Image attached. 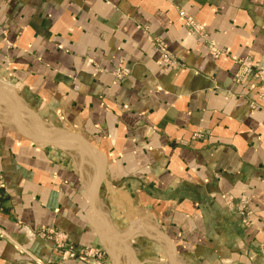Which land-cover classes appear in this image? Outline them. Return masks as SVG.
<instances>
[{
    "label": "crops",
    "instance_id": "0c3cea01",
    "mask_svg": "<svg viewBox=\"0 0 264 264\" xmlns=\"http://www.w3.org/2000/svg\"><path fill=\"white\" fill-rule=\"evenodd\" d=\"M156 36L179 65L160 60ZM4 55L0 264L50 257L43 226L108 264H264V86L233 80L237 58L264 61V0H0ZM121 64L130 73L114 79ZM19 123L41 142L75 133L36 143ZM75 134L104 164L93 204L97 162ZM224 192L249 197L252 224L225 209Z\"/></svg>",
    "mask_w": 264,
    "mask_h": 264
},
{
    "label": "built area",
    "instance_id": "2783aa9c",
    "mask_svg": "<svg viewBox=\"0 0 264 264\" xmlns=\"http://www.w3.org/2000/svg\"><path fill=\"white\" fill-rule=\"evenodd\" d=\"M184 19V25L190 28L193 33L198 37L203 45H205L209 52L213 56H217L221 53V49L218 45L214 42V40L210 39L207 34L204 32L202 27L196 23L191 17L184 15L183 12L179 14ZM154 45L160 51V58L165 63L169 65H176V61L170 56L168 53L164 43L159 39H155ZM237 69L233 75V80L236 83H246L249 81H258L259 83L264 85V61L259 63H254L252 60L244 57L238 58L236 60ZM127 69V68H126ZM127 70H123L119 73L115 72L116 77L122 78L123 76L128 73ZM127 72V73H126ZM118 78V79H120ZM252 105L253 103L250 102ZM196 136H202V132H198L195 134ZM1 180V176H0ZM2 182H0L1 185ZM225 198V197H224ZM231 195H227L225 198V202L228 206L233 207V212L241 211V215L244 216V220L246 223L250 224V214L251 211L247 207V201L245 202L244 199H240L238 204L233 199ZM236 207V208H234ZM237 209V210H235ZM37 234L42 238H52V251L55 254L54 258H50L46 261H40L39 264H65V261L68 259H79L84 260L86 262H90L91 264H108L102 262L103 252L96 249L86 248V247H77L73 245L67 238V235L57 230L56 228H40L37 231ZM260 255L264 257V243L261 245L260 248Z\"/></svg>",
    "mask_w": 264,
    "mask_h": 264
},
{
    "label": "rangeland",
    "instance_id": "374dc122",
    "mask_svg": "<svg viewBox=\"0 0 264 264\" xmlns=\"http://www.w3.org/2000/svg\"><path fill=\"white\" fill-rule=\"evenodd\" d=\"M180 12H183L184 13V15H186L185 14V12L182 10V9H178V14H180ZM180 16V15H179ZM187 16H189V17H191L190 15H187ZM181 17V16H180ZM192 18V17H191ZM181 19H182V21H183V25H184V19L181 17ZM193 19V18H192ZM196 23H198L201 27H202V29H203V26L199 23V22H197L195 19H193ZM185 26V25H184ZM187 29H189L190 30V33L192 34V36L195 38V39H197L200 43H201V41L198 39V37H196V35L193 33V31L190 29V28H188L187 26H185ZM205 32V31H204ZM206 33V32H205ZM207 34V33H206ZM207 36H208V34H207ZM209 37V36H208ZM155 39H159L160 41H162L163 43H164V45H165V47H166V49H167V51H168V53L170 54V56L176 61V65H169L168 63H164L162 60H161V58H160V51H159V49L154 45V41H155ZM152 47H153V49L158 53V55H159V58H160V60L164 63V64H167V65H169V66H173V67H175V66H177V65H179V63L177 62V59H176V57H175V55L171 52V50H169L168 49V47H167V45H166V43L164 42V40L162 39V38H160V37H152ZM207 48V47H206ZM220 48V47H219ZM208 49V48H207ZM209 51V50H208ZM221 51H222V49H221ZM212 55V54H211ZM213 56V55H212ZM242 58H244V57H242ZM246 58H248V59H250V60H252L251 58H249V57H246ZM238 59V58H237ZM236 59V60H237ZM235 60V61H236ZM0 61H1V63L2 64H0V67H4V74H6L8 71H7V68L9 67V64H10V58H8V56L7 55H4V56H0ZM257 63H259V62H257ZM128 69V73L125 75V77L130 73V67L129 66H127V65H125V64H121V65H117V66H115L114 68H112V70H111V74H112V76L114 77V79H117V80H122V79H124L125 77L123 76L122 78H120V77H116V75H115V72L116 73H119V72H121V71H123L124 69L125 70H127ZM3 73H0V81H4V83H6V81H5V79L4 78H2L3 76ZM118 78H120V79H118ZM252 82H257V83H259L258 81H252ZM261 84V83H260ZM261 85H263V84H261ZM264 86V85H263ZM10 92V91H9ZM7 98H9V97H7ZM5 100V99H4ZM4 100H1V101H4ZM7 102V101H6ZM5 106H3L2 104H0V111H2V110H5L6 108H4ZM26 115H31V114H26ZM35 127L37 128V129H39L41 132H46V133H49L51 130H52V128L50 127V126H48V125H46L45 127H44V125H43V127L42 128H40L38 125H35ZM198 132H202L203 133V135L202 136H196L195 134L196 133H198ZM204 136V132L202 131V130H196V131H194L193 132V134H192V136H191V139L192 140H195V139H199V138H202ZM190 139V140H191ZM182 143V142H181ZM84 164H85V162H84ZM86 165H88L87 163L85 164V166ZM89 166V165H88ZM89 168H90V166H89ZM91 169V168H90ZM0 176H1V180H0V182H2L1 183V185H0V209H2L3 208V206H2V204H1V197H2V195H1V189L3 188V186H4V182H3V177H2V175L0 174ZM222 195V200H223V202H224V206H225V209L228 211V212H230V213H232V214H235V215H237V216H239L240 218H241V220L244 222V224H247V225H250V224H252V218H251V214H252V211H251V209H250V207H249V197L248 196H246V195H244V194H240V195H238V196H234V195H232L231 193H229V192H224V193H222L221 194ZM227 195H231L232 197H234L233 199H234V201L236 202L235 204H238L239 203V201H240V199L242 198V199H244L245 200V202L247 201V207H248V209L251 211V214H250V224L249 223H246L245 222V220H244V216H242L241 214V211H238V212H233V207L232 206H228L227 205V203L225 202V198H226V196ZM225 197V198H224ZM234 208H236V207H234ZM235 210H237V209H235ZM50 228V227H53V226H43V228ZM40 228H42V227H40ZM40 228H36L34 231H35V235L37 236V237H39V238H41L42 240H45V241H47L48 243H49V245H50V250H51V253H52V255L50 256V257H48V258H45V259H41V258H36V257H34V256H31V258H32V260H33V262L35 263V264H39V262L40 261H46V260H48V259H50V258H54L55 257V254L53 253V251H52V243H53V239L52 238H42V237H40L38 234H37V231H38V229H40ZM54 228V227H53ZM0 236H4V234H3V232H2V230L0 229ZM68 238V237H67ZM69 240V239H68ZM264 242H261L260 244H258V246L256 247V254L258 255V256H260V257H262V258H264L262 255H260V248H261V245L263 244ZM96 250H100V251H102L103 252V250L102 249H96ZM23 251H24V249H23ZM104 253V252H103ZM102 262H104V263H108V260H107V258H106V256L105 255H103L102 256Z\"/></svg>",
    "mask_w": 264,
    "mask_h": 264
},
{
    "label": "water",
    "instance_id": "95a60500",
    "mask_svg": "<svg viewBox=\"0 0 264 264\" xmlns=\"http://www.w3.org/2000/svg\"><path fill=\"white\" fill-rule=\"evenodd\" d=\"M14 104H16V103L14 102ZM32 116H33V119L37 121V125L40 128H42L43 126H42L41 122H39L38 118L34 114ZM19 125L21 127L22 132L25 135H27L29 138H31L36 143L38 142V143H43V144L56 145V144H59L61 142L60 139L64 135L69 134V133H75V132H72L70 130H59L50 140H48V141L45 140L44 142H41V141H37L36 139H34V137L30 133H28L27 130L20 123H19ZM75 135H77V137L85 143L86 149L91 153V155H93L95 157V160L97 162L96 181H95L94 186H93V195L91 196V204H93V201L96 197L98 187H99V184H100V181L102 178L104 164H103V161L101 159H99L97 152L95 151V148L90 143H88L83 137H81L79 134H75ZM64 143H66L68 146L72 147V149H76L75 146L74 147L71 146L70 142L64 141Z\"/></svg>",
    "mask_w": 264,
    "mask_h": 264
},
{
    "label": "bare ground",
    "instance_id": "6f19581e",
    "mask_svg": "<svg viewBox=\"0 0 264 264\" xmlns=\"http://www.w3.org/2000/svg\"><path fill=\"white\" fill-rule=\"evenodd\" d=\"M21 115V114H20ZM43 136L47 139V140H50L51 139V137L50 136H48L47 134H45V133H43ZM74 142H77V141H74ZM83 146H84V148H86V145H85V143H81ZM100 166V165H99ZM93 195V192L91 193V196Z\"/></svg>",
    "mask_w": 264,
    "mask_h": 264
}]
</instances>
